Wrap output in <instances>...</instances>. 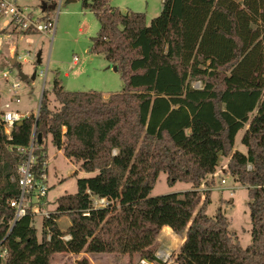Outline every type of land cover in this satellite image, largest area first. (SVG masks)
Segmentation results:
<instances>
[{
    "label": "trees",
    "instance_id": "trees-1",
    "mask_svg": "<svg viewBox=\"0 0 264 264\" xmlns=\"http://www.w3.org/2000/svg\"><path fill=\"white\" fill-rule=\"evenodd\" d=\"M109 1L80 0L99 23L89 53L116 68L121 92L104 99L96 91H65L55 74L50 93L57 108H49L43 90L37 116L14 124L10 139L0 120V248L6 252L0 264H51L54 255L82 253L160 264L154 245L163 227L183 240L174 264H264V0H162L149 24L144 14L122 13ZM244 128L241 153L234 144ZM48 138L94 176L56 200L38 239L29 216L9 225V201L19 194L10 178L25 159L15 149L32 139L34 170L46 171ZM220 157L228 160L224 173L247 191L251 244L245 248L221 208L212 218L205 213L210 190L199 189L213 185L207 178ZM160 173L167 185L191 190L149 198ZM93 198L107 206L94 209ZM64 216L69 227L61 231ZM76 264L90 263L82 257Z\"/></svg>",
    "mask_w": 264,
    "mask_h": 264
},
{
    "label": "rangeland",
    "instance_id": "rangeland-1",
    "mask_svg": "<svg viewBox=\"0 0 264 264\" xmlns=\"http://www.w3.org/2000/svg\"><path fill=\"white\" fill-rule=\"evenodd\" d=\"M44 2L48 5H53L54 2L56 8L43 12L41 4ZM17 3L21 7H26L32 15L47 16L49 19L56 17L58 9L56 29L51 37L33 34L23 35L20 39V36H16L18 34L14 32L10 40L3 41V47L0 49V113L9 110L17 111L25 117L37 116L43 90L48 92L49 108H57L58 104L50 93L55 74L65 91H96L105 95L121 92L123 82L120 74L102 56L89 53L91 39L96 36L99 23L91 12L82 9L80 0L74 2H69V0H17ZM109 6L117 8L122 13H142L146 23L149 24L153 18L160 14L162 0H110ZM8 33L10 31L6 29L5 34ZM11 43H14L15 46L10 54ZM38 56L39 64L36 63ZM74 57L77 59L75 64ZM12 59H15L14 65L10 64ZM40 71L46 73L45 79L39 76ZM19 72L27 76L26 81L20 80ZM4 73L9 75L6 80L2 78ZM34 73L35 78L31 80ZM13 83L20 85L16 91L19 103L12 100L13 95L8 91ZM192 86L195 89H200L201 83L195 82ZM105 98L107 99V97ZM6 104L9 105L8 108L5 107ZM244 132L245 128L236 135L234 151L246 152L241 144ZM45 145L47 156L45 169L50 187L47 200L49 202L48 209L52 211L55 209L56 200L59 197L76 193L77 180L91 178L94 174L79 171L78 165L67 160L61 151L52 146L50 138L46 140ZM227 161L226 158L220 157L215 171L217 176L207 178L208 181L213 179V185L207 187L202 183L199 190L200 192L210 190V204L206 207V215L212 218L221 208L229 222L230 234L241 247L245 248L251 244L249 199L246 189L224 173ZM75 172L76 175L73 176ZM221 180H224L225 184H221ZM189 190H191L190 184L177 182L172 186L167 185L166 174L160 173L149 198L183 193ZM201 199L203 200V197ZM57 224L61 231H66L69 227V219L65 216L61 217ZM33 226L36 229L37 238L40 239L41 219L34 218ZM171 235L167 238L161 232L154 245L155 253L166 251L170 254L166 261L159 260L160 264H174L175 256L181 246V241ZM82 257H86L90 264H129V259L126 256L84 253L77 256L54 255L51 264H76V261ZM139 263L140 260L136 257L133 264Z\"/></svg>",
    "mask_w": 264,
    "mask_h": 264
},
{
    "label": "built area",
    "instance_id": "built-area-1",
    "mask_svg": "<svg viewBox=\"0 0 264 264\" xmlns=\"http://www.w3.org/2000/svg\"><path fill=\"white\" fill-rule=\"evenodd\" d=\"M56 8V5H55ZM58 9L56 17L53 19H43V17H38L32 15L31 12L27 11L26 7H21L17 0H0V30L7 29L10 31L8 34H0V49L3 47V41L12 36V33L24 34H42L46 36H53L56 29ZM77 59L74 57L73 62L76 63ZM8 74L4 73L2 75L3 79L8 78ZM39 76L45 79L46 73L39 72ZM20 85L18 83H13L8 88V91L12 93V100L15 103H19L20 100L16 96V91L19 89ZM6 108L9 107L8 104L5 105ZM38 111V110H37ZM25 115L20 114L17 111L4 110L0 113V120L3 125V132L7 139H10V132L14 124L20 122ZM16 153L23 155L25 159L23 162L18 164L16 167V177L11 176L10 180L15 182L19 188V194L16 198L9 201V207L14 210L13 220L9 223L13 226L18 220L23 217L29 216L32 218H40L41 224L44 219L49 217L51 210L48 209L49 202L47 196L49 193V185L47 172L42 171L41 174L37 175L35 167V156H34V144L33 139L28 147H17L15 149ZM217 173H214L210 177H216ZM221 184H225L224 180H221ZM93 208H104L107 203L104 199L93 198ZM49 239V235L47 236ZM64 241L70 239V236L66 235L62 238ZM6 252L4 249L0 248V258L3 259ZM155 257L158 260L166 261L170 254L166 251H161L155 253ZM139 264H152L145 261H140Z\"/></svg>",
    "mask_w": 264,
    "mask_h": 264
},
{
    "label": "water",
    "instance_id": "water-1",
    "mask_svg": "<svg viewBox=\"0 0 264 264\" xmlns=\"http://www.w3.org/2000/svg\"><path fill=\"white\" fill-rule=\"evenodd\" d=\"M74 1H76V0H69V2H74ZM46 9L54 10V9H55V5H47L45 2L42 3V4H41V10L44 12ZM14 63H15V59L10 60V64H11V65H13ZM36 63H37V64L40 63V58H39V56H38V58H37ZM114 70H116V68H114ZM19 78H20L21 81H26L27 76H24V75H22L21 72H19ZM34 78H35V73L31 76V80H34ZM37 112H38V111H37ZM18 124H19V122H18ZM37 138H38V140L40 141V139H41V138H40V135H38Z\"/></svg>",
    "mask_w": 264,
    "mask_h": 264
},
{
    "label": "crops",
    "instance_id": "crops-1",
    "mask_svg": "<svg viewBox=\"0 0 264 264\" xmlns=\"http://www.w3.org/2000/svg\"><path fill=\"white\" fill-rule=\"evenodd\" d=\"M38 16V15H37ZM38 17H40V16H38ZM16 35V34H15ZM13 36V35H12ZM12 36H10L6 41H8V40H10L11 39V37ZM16 36H20V39L22 38V36L23 35H16ZM12 45L10 46V48H9V52H10V54L12 53V48L15 46V44L14 43H11ZM75 64V63H74ZM102 96H103V98L104 99H106L105 97H109V94L108 95H105V94H102ZM161 232H163L164 233V236H166L167 238L168 237H170V235L172 234V232H171V230L168 228V227H163L162 229H161ZM160 232V233H161ZM173 238H177L176 236H174L173 234L171 235ZM181 242H180V244H182L183 243V240L182 239H180V238H178Z\"/></svg>",
    "mask_w": 264,
    "mask_h": 264
}]
</instances>
